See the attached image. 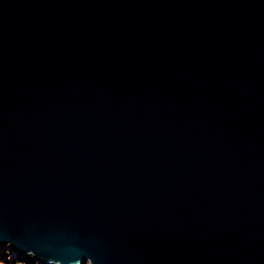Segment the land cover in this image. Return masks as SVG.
<instances>
[{
    "label": "water",
    "instance_id": "95a60500",
    "mask_svg": "<svg viewBox=\"0 0 264 264\" xmlns=\"http://www.w3.org/2000/svg\"><path fill=\"white\" fill-rule=\"evenodd\" d=\"M0 244L264 264V0H0Z\"/></svg>",
    "mask_w": 264,
    "mask_h": 264
},
{
    "label": "rangeland",
    "instance_id": "374dc122",
    "mask_svg": "<svg viewBox=\"0 0 264 264\" xmlns=\"http://www.w3.org/2000/svg\"><path fill=\"white\" fill-rule=\"evenodd\" d=\"M37 262L40 261L33 259L31 255H22L8 245L0 244V264H38Z\"/></svg>",
    "mask_w": 264,
    "mask_h": 264
},
{
    "label": "trees",
    "instance_id": "16d2710c",
    "mask_svg": "<svg viewBox=\"0 0 264 264\" xmlns=\"http://www.w3.org/2000/svg\"><path fill=\"white\" fill-rule=\"evenodd\" d=\"M38 264H43V263H41V262H37Z\"/></svg>",
    "mask_w": 264,
    "mask_h": 264
}]
</instances>
